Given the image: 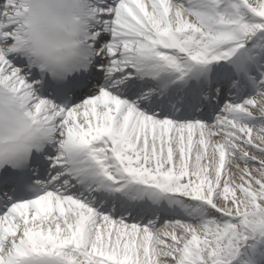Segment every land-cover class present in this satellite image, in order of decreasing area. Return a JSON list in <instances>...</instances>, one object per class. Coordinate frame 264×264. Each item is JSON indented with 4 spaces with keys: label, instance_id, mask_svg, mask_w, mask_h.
Masks as SVG:
<instances>
[{
    "label": "snow or ice",
    "instance_id": "snow-or-ice-1",
    "mask_svg": "<svg viewBox=\"0 0 264 264\" xmlns=\"http://www.w3.org/2000/svg\"><path fill=\"white\" fill-rule=\"evenodd\" d=\"M0 264H264V0H0Z\"/></svg>",
    "mask_w": 264,
    "mask_h": 264
}]
</instances>
